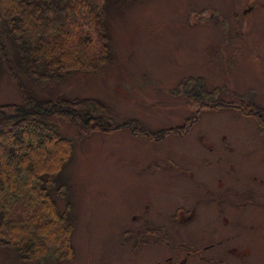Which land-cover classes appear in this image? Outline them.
Instances as JSON below:
<instances>
[{
  "label": "rangeland",
  "instance_id": "374dc122",
  "mask_svg": "<svg viewBox=\"0 0 264 264\" xmlns=\"http://www.w3.org/2000/svg\"><path fill=\"white\" fill-rule=\"evenodd\" d=\"M108 24L112 65L49 84L50 92L30 84L41 100L98 99L113 121H132L143 131L113 130L109 119H103L104 130L49 119L72 142L70 161L51 191L60 210L69 204L75 222L71 255L63 250L64 259L50 264H165L163 244L160 250L139 246L130 234L148 232L200 202L196 219L180 227L198 242L206 223L222 234L224 219L234 222L229 202L246 201L236 218L242 221L239 237L246 239L235 247L246 240L247 256L224 251L188 264H264V137L251 114H264V0H147L117 11ZM84 30L85 43L93 40L86 65L98 45L93 29ZM188 78L221 89L230 108L196 111L185 97L188 87L178 89ZM20 103L14 85L2 79L0 105ZM188 123L193 126L181 136L156 137ZM212 199L223 201V218L203 207ZM0 264L36 263L0 248Z\"/></svg>",
  "mask_w": 264,
  "mask_h": 264
},
{
  "label": "trees",
  "instance_id": "16d2710c",
  "mask_svg": "<svg viewBox=\"0 0 264 264\" xmlns=\"http://www.w3.org/2000/svg\"><path fill=\"white\" fill-rule=\"evenodd\" d=\"M145 1L0 0V81L11 82L21 99L20 104L0 105V248L18 261L50 264L64 259L63 250L69 256L72 253L75 222L69 215L70 206L60 210L51 191L70 161L72 142L49 119L78 124L81 130H104L103 119H109L113 130L143 134L132 121H113L115 116L98 99L62 96L41 100L30 84L50 92L49 84L58 86L79 72L112 65L105 29L110 16ZM86 27L96 33L98 48L91 50L85 65L86 46L93 44V40L85 43L88 32L81 35ZM199 83L204 86L202 79L188 78L178 88L184 92L188 87L185 97L196 111L230 108L221 98V89L208 90L198 87ZM251 114L264 137L263 112ZM192 124L159 132L156 137L181 136Z\"/></svg>",
  "mask_w": 264,
  "mask_h": 264
},
{
  "label": "flooded vegetation",
  "instance_id": "af4514ba",
  "mask_svg": "<svg viewBox=\"0 0 264 264\" xmlns=\"http://www.w3.org/2000/svg\"><path fill=\"white\" fill-rule=\"evenodd\" d=\"M217 190L220 191L221 189L219 188ZM209 191L212 192L214 190ZM248 203L249 202L247 201L244 202V204H233V202H229L227 205H231L234 208L228 207V209L232 211L235 210L234 222L224 219L223 226H221L224 228V233L222 234L217 229H211L210 227L212 224H209L210 222L206 223L204 226L209 225L210 232L208 231L209 234L206 233L203 226L201 232H203L205 236L202 235L198 242L184 237L180 231V227L188 225L196 219L200 202H195V204L189 209L176 210L170 220L158 224L154 223L148 232L136 231L130 234L129 237L131 240H135L139 246H145L148 243L152 246L155 245L153 246V249H159L157 248L158 243L163 244L168 252L167 257L164 259L165 264H188L189 259H191V261H211L214 260L216 256L219 257L221 252L224 251L234 253L239 256V258L243 259L247 256L248 248L245 246L247 241L244 240L243 248L235 247L237 244H242L243 239H246L239 237L240 234L237 230L240 228L241 225L239 226V224H241L242 221L239 219L236 221V218L239 215L240 210ZM203 207H211L213 211L215 209L216 218H223V213L225 212L223 201L212 199V201L204 203ZM237 227L238 229H236ZM227 229H229L228 232ZM216 231L219 235H215ZM240 233L242 234L241 229ZM206 243L208 244L205 245ZM230 243H232L231 246H229ZM206 253H208V255H206ZM219 262H221V260H219Z\"/></svg>",
  "mask_w": 264,
  "mask_h": 264
}]
</instances>
